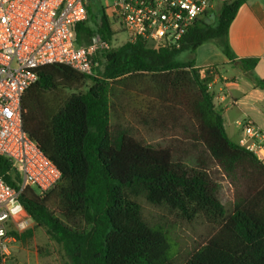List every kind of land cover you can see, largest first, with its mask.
<instances>
[{"label": "trees", "instance_id": "1", "mask_svg": "<svg viewBox=\"0 0 264 264\" xmlns=\"http://www.w3.org/2000/svg\"><path fill=\"white\" fill-rule=\"evenodd\" d=\"M101 0H88L86 21L76 26L79 46L98 35L112 41L114 31ZM248 0H227L187 32L179 48L127 42L96 56L97 76L47 65L23 100L25 132L61 172L59 182L40 194L28 187L20 201L36 228L59 244L62 264H178L169 233L150 223L139 199L190 220L216 227L206 244L182 264H264V165L233 142L214 104V93L195 68L200 46L213 43L251 75L258 59H236L229 28ZM190 52V60H179ZM215 68H209V70ZM150 75L146 89L152 106L137 113L148 132L171 133L167 145L139 138L113 125L112 82ZM92 85L60 109L49 94ZM10 165L0 158V173L13 187ZM227 186L233 207L225 206ZM32 227L18 236H33Z\"/></svg>", "mask_w": 264, "mask_h": 264}, {"label": "built area", "instance_id": "2", "mask_svg": "<svg viewBox=\"0 0 264 264\" xmlns=\"http://www.w3.org/2000/svg\"><path fill=\"white\" fill-rule=\"evenodd\" d=\"M105 12L128 42L155 48H179L188 30L227 0H106ZM88 0H0V158L9 162L10 185L0 173V264H25L17 257L18 236L33 225L20 201L28 188L40 194L52 189L61 172L24 129L23 100L37 80V70L61 64L80 74L97 76L96 56L112 41L93 36L79 46L76 26L87 20ZM237 144L264 165V127L249 118L239 123Z\"/></svg>", "mask_w": 264, "mask_h": 264}, {"label": "rangeland", "instance_id": "3", "mask_svg": "<svg viewBox=\"0 0 264 264\" xmlns=\"http://www.w3.org/2000/svg\"><path fill=\"white\" fill-rule=\"evenodd\" d=\"M102 5H106V0L100 1ZM112 3V0H110ZM220 6L216 7V12ZM114 35L112 38L113 48L123 46L128 42V34L118 31L117 27H113ZM213 44V43H212ZM190 60V52H183L179 60ZM92 85L91 80H87L82 86L64 90L58 93L49 94L47 101L53 104L56 109H60L64 102L74 94L85 92ZM208 85V83H207ZM155 86L151 82L150 75L137 74L127 76L121 80L112 82V119L113 125H121L125 129L132 132L139 138H144L150 142H156L161 145H167L173 141L171 133L162 131L161 129L148 132L141 120L138 119L137 113L148 114L151 104V98L148 94H144L146 89ZM209 88V87H208ZM210 89V88H209ZM225 198V206L228 211L233 207V198L231 191L227 186L222 188ZM139 203L143 207L146 219L152 223L162 226L171 239L175 259L178 264H182L189 259L197 250L203 247L207 240L215 233L216 227L208 222L198 219L190 221L184 219L175 213L169 212L164 207H154L148 204L144 199H139ZM33 236L26 240L17 239L14 244V250L17 257L25 264H62L66 259L62 247L52 242L46 235L45 230L32 225Z\"/></svg>", "mask_w": 264, "mask_h": 264}, {"label": "crops", "instance_id": "4", "mask_svg": "<svg viewBox=\"0 0 264 264\" xmlns=\"http://www.w3.org/2000/svg\"><path fill=\"white\" fill-rule=\"evenodd\" d=\"M236 59H258L252 74L242 71L212 43L200 46L193 58L214 93V104L225 121L229 138L237 143L246 118L264 127V0L243 4L229 28ZM209 68H215L206 72Z\"/></svg>", "mask_w": 264, "mask_h": 264}]
</instances>
